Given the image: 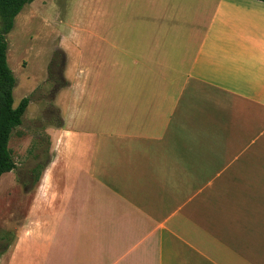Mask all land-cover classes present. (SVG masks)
<instances>
[{"label":"crops","instance_id":"crops-1","mask_svg":"<svg viewBox=\"0 0 264 264\" xmlns=\"http://www.w3.org/2000/svg\"><path fill=\"white\" fill-rule=\"evenodd\" d=\"M112 1L58 49L62 124L0 264H264V3Z\"/></svg>","mask_w":264,"mask_h":264},{"label":"rangeland","instance_id":"rangeland-1","mask_svg":"<svg viewBox=\"0 0 264 264\" xmlns=\"http://www.w3.org/2000/svg\"><path fill=\"white\" fill-rule=\"evenodd\" d=\"M32 4L16 18L13 30L6 37L8 65L17 80L14 107L27 97L31 102L23 124L15 129L9 143L17 168L0 179V247L10 238V190L14 181L24 184L26 174L40 165L43 157L50 156L48 129L61 121L54 99L57 85L51 79V72L54 74L57 69L51 68L52 61L62 42L71 46L76 23L88 22L92 11L99 7L90 0H36ZM101 6L103 11L120 16L133 11L138 4L114 0L107 7L105 2ZM59 59L63 63L60 56Z\"/></svg>","mask_w":264,"mask_h":264},{"label":"trees","instance_id":"trees-1","mask_svg":"<svg viewBox=\"0 0 264 264\" xmlns=\"http://www.w3.org/2000/svg\"><path fill=\"white\" fill-rule=\"evenodd\" d=\"M35 0H0V179L4 174L13 172L17 168L9 143L13 132L23 124V117L30 105L31 98H24L18 107H14L13 92L17 86V80L8 65V43L6 37L14 28L16 18L23 12L26 6ZM264 3V0H257ZM57 56V57H56ZM52 61L51 68L57 69L51 72L52 83L56 86V93L66 87L62 78L64 54L57 52ZM51 69V71H52ZM56 97V95H55ZM54 97V98H55ZM62 121L58 124L60 126ZM42 166L38 165L33 172L36 174V183L40 181Z\"/></svg>","mask_w":264,"mask_h":264}]
</instances>
